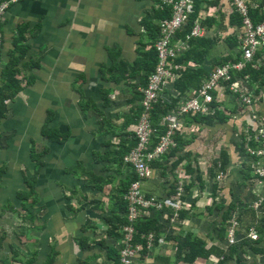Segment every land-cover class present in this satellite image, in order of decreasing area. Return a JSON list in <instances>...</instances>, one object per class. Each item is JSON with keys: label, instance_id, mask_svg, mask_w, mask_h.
Returning a JSON list of instances; mask_svg holds the SVG:
<instances>
[{"label": "crops", "instance_id": "1", "mask_svg": "<svg viewBox=\"0 0 264 264\" xmlns=\"http://www.w3.org/2000/svg\"><path fill=\"white\" fill-rule=\"evenodd\" d=\"M260 1L264 0L254 3ZM171 15L172 7L163 0L11 4L0 25L4 36L0 98L5 97L2 90L10 95L6 116L0 119V264H120L122 226L117 223L115 234H109L104 216L125 219L126 212L116 202L125 184L140 180L123 157L136 145V136L129 140V131L134 134L138 120L129 126V119L142 105V96L132 97L131 85L138 90L143 85L140 77L130 80L131 85L118 79L117 66L147 53L159 35L160 20ZM210 15H202L210 19L204 25L205 37L214 39L202 65L207 76L221 57L236 59L241 54L239 45L226 42L240 29L229 24L230 12L222 19L226 30ZM179 38L178 34L176 41ZM190 47L183 50L181 45L180 51L186 53ZM260 54L263 66L264 50ZM188 66L196 67L195 61ZM174 83L170 80L164 87V103L180 95L187 99ZM250 85H255L257 98L252 105L229 84L216 89V122L206 119L201 127L187 114L176 138L178 146L153 163V174L142 181V189L149 198H161L163 207L145 213L137 224L153 220L154 232L159 233L154 248L148 241L146 250L144 243L139 244L144 250L134 264H217L223 251L233 264H264V205L256 208L264 199V180L251 171L257 163L264 166V156L249 152L260 149L256 138L264 126L256 117L264 113V79ZM187 94L195 97L193 90ZM50 132L64 137L51 139ZM122 138H128L123 148L118 146ZM158 140L155 136L153 144ZM226 153L227 169L219 171L217 165ZM182 181L187 189L178 209V199L170 198V193ZM24 192L31 201L21 200ZM232 204L238 208L231 215L238 222L236 244L247 238L252 244L244 252L238 249L233 258L229 250L236 244H230L227 230H222ZM27 217L33 221L29 226ZM252 229L254 239L248 237ZM26 231L31 239L22 238ZM188 235L206 243L195 262L185 260L188 251L182 253L190 250Z\"/></svg>", "mask_w": 264, "mask_h": 264}, {"label": "built area", "instance_id": "2", "mask_svg": "<svg viewBox=\"0 0 264 264\" xmlns=\"http://www.w3.org/2000/svg\"><path fill=\"white\" fill-rule=\"evenodd\" d=\"M14 1L20 0H6L0 3V25ZM163 1L172 7V15L161 19L159 22L160 33L154 46L160 61H158L155 72L151 75L147 86L139 88L143 93L142 106L144 110L136 126V145L124 157L125 164L134 168L140 180L134 182L125 195V200L128 203L127 218L129 224L122 227L124 237L122 239L123 247L120 251L122 264H134L135 259L138 258L142 250V246L136 243L138 231L135 224L146 210L152 208L161 209L163 207V203L158 198L145 196L142 189V181L152 176V165L154 162L160 160L178 146L176 138L182 128L183 118L191 113L209 114L215 112V108L214 110L212 108V104L215 101L214 92L219 87H222L224 82H230L229 87L246 104L252 105L257 99L255 91L251 89L250 85L251 74L245 73V70L255 59L262 63L258 54H260L261 50H264V20L261 23H255L251 8L259 9L264 16V1H260V4H255L254 0H232L233 5L238 8L244 19V29L241 28L242 30L239 32V34L241 33L239 47L242 57L238 56L236 60L218 66L210 75L211 77L204 82L199 95L187 100L178 109L164 116L163 122L157 124L153 120L151 110L154 108V104L162 98V91L167 83L170 80H176L179 75L178 70L183 68L181 64L176 62V59L181 53V45L185 46L186 41L183 39L176 41V38L179 31L188 25L195 13V0ZM206 30V27L198 21L194 25L191 34L188 35V39L204 37L207 34ZM181 42L182 44L180 45ZM3 44L4 36L0 30V62ZM223 71H226V73ZM259 117L264 126V117L259 115L256 118ZM165 125L167 128L162 132L159 127ZM155 136H159V142L152 149ZM256 139L258 140L257 143L260 144V149H250L249 152L253 156L262 157L264 156V129H259ZM252 141H254V138ZM253 169L256 176L264 180V166L257 163L253 165ZM222 178L223 174L219 176V179ZM184 192L185 188L182 183L177 194L178 202L176 207L178 209L183 207L182 197ZM263 204L264 202L261 205L257 203L256 208H260ZM236 225L237 222L233 221L229 231L231 244L236 242ZM251 236L252 238L256 236L254 230H252ZM148 238L150 241L154 240L153 235Z\"/></svg>", "mask_w": 264, "mask_h": 264}, {"label": "trees", "instance_id": "3", "mask_svg": "<svg viewBox=\"0 0 264 264\" xmlns=\"http://www.w3.org/2000/svg\"><path fill=\"white\" fill-rule=\"evenodd\" d=\"M209 1H213V5L217 6L219 8V11L222 12L224 9H227L231 16H230V21L229 24H232L233 26H238L240 29L241 28L244 29V21H243V17L241 15V13L238 11V8L233 5L232 0H195V13L192 16L191 21L188 23V25H186V27L179 31V37L182 38L183 40H185L186 42L189 43V45L191 46L190 49L186 52V53H179L176 62L178 64H181L183 66L182 69L178 70V78L175 80L174 86L176 89L180 90L181 94H186V100L183 99V96L180 95L177 97L178 100H173L172 102L168 103H164V101L162 99H160L157 103L154 104V108L151 110V115L154 117V121L158 124L161 123L160 117L167 115L171 112V110L176 109L177 107H179L180 105H182L183 103H185L187 100L191 99L192 97L190 95L187 94L188 90H193L195 93V96H198L201 88L203 87L204 82L209 79L211 76H207L206 75V70L204 69V67H202V65L204 64L205 60H206V56H208L210 48L213 46L214 44V39H212L209 36H204V37H195L192 39H188V35L191 34L192 29L194 27V25L196 24V22L200 21L203 25H208L209 24V17L208 18H203L201 16V10L203 8V5L206 2ZM229 6V8H228ZM251 14L254 17L255 23H261L264 20V16L261 14V11L257 8H251ZM215 21V20H214ZM211 25H213V23H211ZM160 33V32H159ZM159 35H157V37H155L156 39L158 38ZM226 42L229 45H233V46H238L241 43L240 40V34L239 33H235V34H230L226 37ZM155 45V43H154ZM240 57H242V54L239 55ZM258 57H261V54H258ZM230 61L236 60L233 59V57L231 56H225V57H221L218 60V63L215 67V69L223 64H226ZM257 59L254 60V62L250 63L248 68L245 70V73L251 74V82L252 84H254L255 82L264 79V65L262 66L259 62H256ZM158 61H160V59H158V53L156 51V48L153 46L149 49V51L145 54H143V56H141L140 58H138L137 60H135L133 63H126L125 61H121L118 66L117 69H119V77L118 79H127L129 80V84H130V80H134L138 77H140L141 81H142V85L143 87H146L151 75L155 72L156 66ZM193 62L195 61L196 63V67H190L188 66V62ZM184 65H186L187 67L184 68ZM261 65V66H259ZM113 71V69H112ZM223 84H231L230 82H224ZM131 85V84H130ZM133 91H131L130 93L133 92V96L134 98L140 97L142 96L143 99V93L138 90V87L131 85ZM230 88V87H229ZM17 91L21 90V86H17ZM230 90L232 91V89L230 88ZM1 95L5 96L4 98H0V119L6 116V112H7V107L5 106V101L8 99V97L10 95L6 94L4 90H2ZM217 94L215 93V101L212 104V108L215 111L216 109L219 108V106L215 105L217 103ZM132 102V99L129 100V103ZM143 106L141 105L140 107H138V110L135 109L133 111L134 115H131L130 119H129V126L131 125L132 122L134 121H139V118L141 116V113L143 111ZM218 113V112H217ZM191 115V121H196L199 123V125L201 127L204 126V123L207 119V123L210 121L216 122V116L215 114H200V113H194V114H189ZM137 121V123H138ZM136 123V125H137ZM223 123V122H222ZM161 129L162 132H164V130L167 128L166 125L159 127ZM183 128V127H182ZM181 128V129H182ZM136 130V128H135ZM180 133V132H179ZM179 133H178V137H179ZM45 134V133H44ZM51 139H60V137H64V135L60 134V133H47ZM116 135V134H115ZM132 135V136H130ZM133 137H135V132L134 134L131 133V131H129V140L132 139ZM126 138V136H125ZM122 138V140L119 141L118 146L123 148L126 146V140ZM157 139V138H156ZM179 139V138H178ZM177 139V141H178ZM159 141V140H158ZM246 142V140H245ZM182 143V142H181ZM252 143V142H251ZM155 144H152V149L155 148ZM183 145V143H182ZM133 147V146H132ZM131 147V148H132ZM131 148H129L128 151L131 150ZM127 151V152H128ZM172 151V150H171ZM170 151V152H171ZM169 152V153H170ZM119 151H117V155ZM168 153V154H169ZM167 154V155H168ZM121 159V158H120ZM223 161H222V168L223 169H227V153L224 154L223 156ZM187 160V159H186ZM181 161H184V158H181ZM181 161L179 163H181ZM122 163V161H120ZM181 167V166H180ZM198 167V166H197ZM218 167V166H217ZM196 167H194L193 170ZM218 169V168H217ZM192 170V171H193ZM222 171V170H221ZM252 172H254V169H251ZM200 172V171H199ZM254 175L255 172L253 173ZM218 177V176H217ZM256 177V176H255ZM258 178V177H257ZM199 180L203 181L201 178H199ZM137 182V179L134 180L130 183V184H125L122 188V191L120 192V199H118V202H116V205L118 208H120L122 211H125L127 213V208H128V203L125 200V195L127 194L129 187L131 186L132 183ZM178 184V182H177ZM177 185L174 186V188L171 190L170 193V198H174L177 195ZM187 189V187H186ZM21 197L24 199H21L22 201H26L29 202L31 201V199L29 198V194L28 193H23L20 194ZM161 199V198H160ZM236 205L232 204L229 208V210L225 213L224 216V221L222 223V230L226 231L229 225V222L231 221V215L233 213V211L235 210ZM35 217H33V220L35 221L36 219H34ZM114 218V219H113ZM113 218L111 216H104V219L107 220V222L109 221V234H115V231L117 230V223L119 226H123L124 224L129 223L128 220L122 219L119 216L115 215L113 216ZM142 222V221H141ZM139 223L137 224V230H138V235H137V242L138 243H144V247L146 250V241L143 239V235L146 234H150V233H154L156 235V233L159 232H154V230H156V226L154 225V221L153 220H148L146 219L143 223ZM119 230V229H118ZM188 245L187 247H189L190 250L186 249V250H182L183 251H188L186 252L187 257L185 258L186 261H193L195 262L196 259H198V257L201 255V249L200 247H205L206 243L205 241H202L199 238H194L195 236H190L188 235ZM250 241L247 238V241L241 243V244H236L234 246L233 249L229 250V256L231 258H233L234 256H238V249H242V251H246L245 247H251L252 244H250ZM190 251V252H189ZM251 251L255 252L254 249H252ZM192 253V255H194L192 257V259H189L188 255ZM219 254V253H218ZM191 255V256H192ZM226 253L223 251L220 253V260L217 264H233L231 262H228V260L226 259ZM239 258V257H238ZM118 262L121 264V258L118 259Z\"/></svg>", "mask_w": 264, "mask_h": 264}, {"label": "rangeland", "instance_id": "4", "mask_svg": "<svg viewBox=\"0 0 264 264\" xmlns=\"http://www.w3.org/2000/svg\"><path fill=\"white\" fill-rule=\"evenodd\" d=\"M213 2H211V1H209V2H207V3H205L204 5H203V8H202V10H201V16L203 15V14H208L209 12H210V16H211V18L213 19V20H219V21H221L222 22V19H223V16L224 17H226L227 16V14L229 13V11L227 10V9H224L222 12H220L219 11V8L217 7V6H215V5H213L212 4ZM228 8H229V6H228ZM215 23V22H214ZM222 24H223V26H224V28L222 29V30H226V28H227V24H225V23H223L222 22ZM239 32H240V30H239ZM206 33H207V30H206ZM241 36V35H240ZM180 39H182V38H179L177 41H179ZM240 40H241V38H240ZM4 45V44H3ZM189 47V45L185 48V46H183V50L184 49H187ZM236 49V48H235ZM256 62L258 63V60H256ZM215 70V69H214ZM213 70V71H214ZM213 71H211V73H210V75L212 74V72ZM224 73H226V71H223ZM175 81V80H174ZM255 87V85L254 86H252L251 87V89H253ZM259 115H262V117H264V113H262V114H259ZM115 140H117V137H115ZM133 148V147H132ZM131 148V149H132ZM131 151V150H130ZM129 151V152H130ZM126 155V154H125ZM125 155H124V157H125ZM124 157H123V161H124ZM128 166V165H127ZM218 167V170L219 171H221V170H223V171H225L223 168H222V163H221V165H217ZM216 168V169H217ZM153 174V173H152ZM184 184V188H185V192H184V195H185V193H186V186H187V182L186 181H182V182H180L179 184H178V187H177V194H178V189H179V187H180V185L181 184ZM133 184V183H132ZM131 184V185H132ZM131 187V186H130ZM129 187V188H130ZM184 195H183V197H184ZM183 197H182V201H183ZM175 198H177L178 199V196L176 195L175 196ZM159 199V198H158ZM162 203H163V200L162 199H159ZM178 202V201H177ZM176 202V203H177ZM264 202V199H261L260 201H258L257 203H259L260 205L262 204ZM183 205H184V203H183ZM264 205V204H263ZM262 205V206H263ZM222 207H219V209H221ZM261 208V207H260ZM238 208L236 207L235 208V210H237ZM152 210H157L156 208H152V209H149V210H146L145 212H144V215H146L145 213H147V212H150V211H152ZM127 211H128V208H127ZM143 215V216H144ZM233 216V215H232ZM232 216H231V221L229 222V225H228V228H227V232H228V236H229V231H230V228H231V226H232V223H233V221L234 222H237V220H235L234 218L232 219ZM126 220H128V218H127V213H126ZM140 220V219H139ZM35 222V221H34ZM102 222H104V221H102ZM128 222H129V220H128ZM25 223H26V225L27 226H29L30 225V223H33V221H32V219H29L28 217H27V219H26V221H25ZM106 223V222H105ZM127 224H129V223H127ZM127 224H124L123 226H125V225H127ZM137 224V223H136ZM136 224H135V227H136V229H137V226H136ZM93 226H94V223H93ZM122 226V227H123ZM109 227L110 226H107L106 227V232H108V230H109ZM237 227H238V222H237V225L235 226V234H236V242L234 243V244H236L237 242H238V239H237V232H236V230H237ZM108 228V229H107ZM101 229L103 230V227H101ZM98 230V227H96L95 229H94V232H96ZM252 230H254V229H252ZM252 230L250 231V235H248V237L250 238V239H254V238H252V236H251V232H252ZM100 231V230H99ZM255 231V230H254ZM101 232V231H100ZM137 235H138V232H137ZM150 235H153L154 236V240H155V234L154 233H150V234H146V235H143V239L144 240H147L148 242H149V244L150 245H152V248H154V242L153 241H150V239L148 238ZM27 238V239H31V237L29 236V234H28V232L26 231V233H24V234H22V238ZM122 239H124V237H123V234H122ZM24 241V240H23ZM136 243L137 244H141V243H138L137 242V236H136ZM229 243H230V240H229ZM231 244V243H230ZM121 247H123V246H121ZM122 250V248H120V251ZM143 250H144V248H143V245H142V251L140 252V254H139V257H141V254L143 253ZM119 257L121 258V255H119ZM121 264H122V262H121Z\"/></svg>", "mask_w": 264, "mask_h": 264}, {"label": "bare ground", "instance_id": "5", "mask_svg": "<svg viewBox=\"0 0 264 264\" xmlns=\"http://www.w3.org/2000/svg\"><path fill=\"white\" fill-rule=\"evenodd\" d=\"M251 63H252V62H251ZM223 65H224V64H223ZM213 72H214V71H213ZM213 72H212V73H213ZM201 89H202V88H201ZM199 91H200V90H199ZM205 115H206V114H205ZM258 130H259V129H258ZM249 131H250V130H249Z\"/></svg>", "mask_w": 264, "mask_h": 264}]
</instances>
